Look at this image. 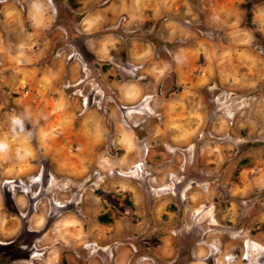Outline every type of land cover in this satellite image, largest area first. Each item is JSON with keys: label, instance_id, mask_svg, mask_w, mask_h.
Returning a JSON list of instances; mask_svg holds the SVG:
<instances>
[{"label": "rangeland", "instance_id": "rangeland-1", "mask_svg": "<svg viewBox=\"0 0 264 264\" xmlns=\"http://www.w3.org/2000/svg\"><path fill=\"white\" fill-rule=\"evenodd\" d=\"M0 138V264H264V0H0Z\"/></svg>", "mask_w": 264, "mask_h": 264}, {"label": "clouds", "instance_id": "clouds-1", "mask_svg": "<svg viewBox=\"0 0 264 264\" xmlns=\"http://www.w3.org/2000/svg\"><path fill=\"white\" fill-rule=\"evenodd\" d=\"M29 117L26 113L13 114L11 117L12 130L17 134L26 131V121ZM9 151V144L5 139L0 138V155L6 154Z\"/></svg>", "mask_w": 264, "mask_h": 264}]
</instances>
